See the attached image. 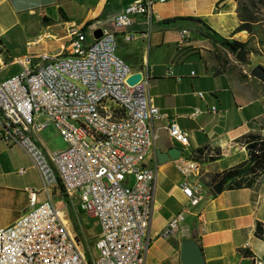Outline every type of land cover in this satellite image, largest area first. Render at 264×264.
I'll list each match as a JSON object with an SVG mask.
<instances>
[{
    "label": "crops",
    "instance_id": "crops-1",
    "mask_svg": "<svg viewBox=\"0 0 264 264\" xmlns=\"http://www.w3.org/2000/svg\"><path fill=\"white\" fill-rule=\"evenodd\" d=\"M132 1L0 0V80L20 71L16 59L29 50L49 44L57 46L55 51L66 47L61 41L69 40L70 34L90 20L93 23L85 34L97 28L114 30V16ZM185 17L200 18L220 36L246 42V62L240 64L232 53L197 34L198 24ZM238 24L235 0H171L153 3L149 14L138 16L127 31L117 32L122 40L126 32L133 35L130 41L137 40L117 55L133 72L140 68L148 76L151 102L188 131V151L206 146L214 154V159L201 163L203 199L188 206L178 188L181 176L174 160L159 162L156 156V151L166 152L172 146L181 149L180 145L169 138L164 120H149L157 137L144 163L156 169V178L145 264H182L179 255L184 240L199 246L203 264H264V241L254 235L256 222L264 223V175L252 188L222 187L218 193L211 180L214 174L246 159V151L237 141L240 136L264 134V83L251 75L254 66L264 68V20L256 23L255 35L244 30L234 33ZM182 30L187 31L183 41ZM168 66L178 79L165 76ZM195 110L199 112L193 114ZM34 138L46 154L65 146L52 125ZM127 181L132 182V177ZM27 188L40 190L37 172L18 146L0 138V228L27 210ZM61 192L60 186L53 187L51 198L61 197ZM44 198L42 192L37 194L39 201ZM178 212L183 213V220L176 235L159 237Z\"/></svg>",
    "mask_w": 264,
    "mask_h": 264
},
{
    "label": "built area",
    "instance_id": "built-area-1",
    "mask_svg": "<svg viewBox=\"0 0 264 264\" xmlns=\"http://www.w3.org/2000/svg\"><path fill=\"white\" fill-rule=\"evenodd\" d=\"M168 1H132L114 16V30L101 28L97 38L91 32L90 40L81 31L58 51L26 53L16 59L20 71L0 80V138L25 153L41 184L40 190L26 189L27 210L0 228V264H145L156 178V169L144 163L157 137L148 124L152 119L164 120L169 138L180 145L174 165L186 204L203 199L201 162L183 150L188 131L146 102L148 76L126 83L133 71L115 53L117 32L149 14L153 3ZM145 23L149 29L150 20ZM180 33L183 41L187 31ZM122 38L129 42L133 35L126 32ZM165 76L178 79L171 66ZM115 94H123V101H115ZM78 124L92 130V137L79 135ZM49 125L65 146L46 154L34 135ZM96 134H104V142H97ZM55 186L75 221L77 211L96 220L95 255L79 249L68 214L52 201ZM39 192L45 195L40 201ZM182 220L183 213H176L159 237H174Z\"/></svg>",
    "mask_w": 264,
    "mask_h": 264
},
{
    "label": "trees",
    "instance_id": "trees-1",
    "mask_svg": "<svg viewBox=\"0 0 264 264\" xmlns=\"http://www.w3.org/2000/svg\"><path fill=\"white\" fill-rule=\"evenodd\" d=\"M235 1L237 3L239 24L234 29V33L244 30L249 35H255L256 23L260 21L257 14L261 9L264 10V0ZM184 19L197 23L198 27L195 29L197 34L207 39L213 45H218L227 50L232 55H235L240 48L246 50V42L220 36L200 18L185 17ZM92 23L93 20L86 22L80 28V31L85 32ZM237 141L244 147L247 154L246 159L222 172L214 174L211 179L214 182L213 188L218 184H222L224 189L252 188L264 175V134L247 132L240 136ZM213 155V151L205 146L194 151L192 157L202 163L203 161L214 159ZM254 235L264 241V223L256 222ZM242 254L245 256L249 255L245 250H242Z\"/></svg>",
    "mask_w": 264,
    "mask_h": 264
},
{
    "label": "rangeland",
    "instance_id": "rangeland-1",
    "mask_svg": "<svg viewBox=\"0 0 264 264\" xmlns=\"http://www.w3.org/2000/svg\"><path fill=\"white\" fill-rule=\"evenodd\" d=\"M257 17L260 20H264V10L261 9L259 11V13L257 14ZM74 29L75 28H73L72 30H74ZM86 36H87V40L91 39L90 32H88L86 34ZM47 42H49V40ZM61 42L66 44L67 42H69V40H62ZM136 42H137V40L125 42L121 39L120 36L116 37L115 53L120 54V52H122L124 48L128 49L133 43H136ZM56 48H57L56 45L49 44L46 47L39 46L38 48H35L33 50H29V51H30V53H38V52L43 51V50L55 51ZM25 51H27V50H25ZM240 64H242V63H240ZM52 201L56 207L62 208L68 214V216H69L68 218H69L70 224H71V229L77 238L79 249L83 253H86L87 250H91L93 252V254L95 255L96 250L94 248V238L98 232L97 228H96V226H97L96 220L87 217L81 211H79V212L77 211L76 216L78 217V220L75 221L74 214L71 212V210H69V208L64 207V202L60 196H58V195L53 196Z\"/></svg>",
    "mask_w": 264,
    "mask_h": 264
},
{
    "label": "water",
    "instance_id": "water-1",
    "mask_svg": "<svg viewBox=\"0 0 264 264\" xmlns=\"http://www.w3.org/2000/svg\"><path fill=\"white\" fill-rule=\"evenodd\" d=\"M101 34V28H97L93 31V35L95 38L99 37ZM235 59L238 62L245 63L246 62V51L244 48H240L236 54L234 55ZM251 75L264 83V68L261 65H256L251 69ZM144 72L142 69H138V71L131 73L127 79L126 83L129 85H133L138 82ZM181 153V150L177 147H170L166 152L156 151V156L159 162H163L167 160V158H171L173 160L177 159ZM223 185L218 184L214 186L213 190L218 193L221 191ZM180 262L182 264H203V257L199 246L193 240H184L180 246Z\"/></svg>",
    "mask_w": 264,
    "mask_h": 264
},
{
    "label": "bare ground",
    "instance_id": "bare-ground-1",
    "mask_svg": "<svg viewBox=\"0 0 264 264\" xmlns=\"http://www.w3.org/2000/svg\"><path fill=\"white\" fill-rule=\"evenodd\" d=\"M81 31H75L70 34L69 42L72 39L77 38ZM115 101H123V94H115ZM146 102H151L149 95H146ZM78 134L85 135V137H92V130H86L85 124H78ZM97 142H104V134H96ZM189 142L183 143L184 151H188ZM204 187H201V194L203 192ZM254 264V262H253Z\"/></svg>",
    "mask_w": 264,
    "mask_h": 264
}]
</instances>
